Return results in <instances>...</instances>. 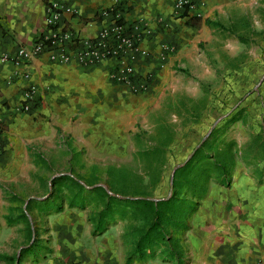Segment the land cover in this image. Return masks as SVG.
Returning a JSON list of instances; mask_svg holds the SVG:
<instances>
[{
	"label": "crops",
	"instance_id": "0c3cea01",
	"mask_svg": "<svg viewBox=\"0 0 264 264\" xmlns=\"http://www.w3.org/2000/svg\"><path fill=\"white\" fill-rule=\"evenodd\" d=\"M190 1L193 7L178 16L172 10L174 0H0V57H13L45 34L49 3L77 14L59 18V30L74 40L66 48L68 63H53L45 53L18 66L0 62V264L264 263L262 177L245 176L244 186L226 189L231 192L219 203L207 191L202 199L207 209H195L179 229L177 241L162 242L152 253L145 250L138 256H132L131 246L116 229H95L84 207L66 205L35 220L36 205L45 210L48 202L28 197L21 203L17 196L20 184L39 167L46 168V152L52 147L68 144L79 149V156L88 146L114 151L120 144L117 126L124 129L127 123L126 130L135 135L130 125L134 108L160 97L176 68L205 65L204 48L211 50L216 36H227L223 21L239 0ZM112 8L126 28L146 25L148 34L142 35L138 47L148 56L137 57L134 66L137 75H151L146 92L131 93L110 80L111 61L81 66L74 58L75 44L93 40L110 23L100 13ZM163 43L174 51L161 62ZM27 87L33 89L30 111L21 113L18 106ZM223 190L211 188L213 194ZM34 245L37 248L29 251ZM22 249L26 251L20 253Z\"/></svg>",
	"mask_w": 264,
	"mask_h": 264
},
{
	"label": "rangeland",
	"instance_id": "374dc122",
	"mask_svg": "<svg viewBox=\"0 0 264 264\" xmlns=\"http://www.w3.org/2000/svg\"><path fill=\"white\" fill-rule=\"evenodd\" d=\"M227 13L228 19L223 21L227 36H216L217 42L210 45L212 49L204 48L205 65L176 68L171 85L163 86L160 97L134 108L130 125L135 135L126 130L129 124L124 129L117 126L120 144L114 151L88 146L80 156L75 154V151L79 154L76 147L55 145L46 152L48 166L39 167L27 183L19 185L20 202L34 197L63 209L73 196H86L83 206L86 214L93 217L103 208L104 199L90 191L100 187L108 196L120 200L137 198L130 196H142L153 202L171 198L167 203L171 207L169 212L185 223L191 217L183 219L190 200L182 196L180 188L173 191L172 175L200 148L205 156L223 149L213 157L219 166L211 171L213 176L223 175L224 170L231 168L229 183L208 185L207 191L218 199L217 203L231 192L226 189L243 187L245 176L262 177L264 184V166L245 151L252 136L257 133L264 136V0H239L235 9ZM109 167L123 169L129 176L122 178L115 172L108 173ZM201 171L202 168L193 165L184 170L183 176ZM50 176L54 177L49 180ZM212 187L225 190L223 194H213ZM235 196L240 199L242 195ZM205 204L200 200L196 208L203 211L207 209ZM43 208L37 209L36 205L32 211L35 220L43 219ZM115 208L111 203L110 210ZM161 224L165 242L177 241L178 224ZM140 225L139 217L112 213L103 228L116 229L131 246L134 231ZM36 248L34 245L29 251Z\"/></svg>",
	"mask_w": 264,
	"mask_h": 264
},
{
	"label": "built area",
	"instance_id": "2783aa9c",
	"mask_svg": "<svg viewBox=\"0 0 264 264\" xmlns=\"http://www.w3.org/2000/svg\"><path fill=\"white\" fill-rule=\"evenodd\" d=\"M192 7L193 3L190 0H174L172 10L174 14L179 16L183 12H188ZM63 13L77 16L73 10L61 8L53 2L49 3L44 20L46 26L45 34L37 38L30 48H19L11 58L2 55L0 62L10 61L13 65L18 66L45 53L53 63H68L70 57L66 48L69 45H73L74 40L66 31L59 30V18ZM100 16H108L110 23L104 26L93 40L77 42L75 44L76 48L73 50L74 58L81 66L94 65L106 60L111 61L113 62V69L108 74L110 80L123 85L131 93L146 92L151 75L149 73L137 75L134 67L137 57L148 56L146 50L138 47L142 35L148 34L146 25L134 23L126 28L119 22L120 14L114 8L101 12ZM173 51V46L164 43L160 44L158 59L162 62ZM32 94V88L27 87L23 90V103L18 106L19 112L26 113L30 111ZM255 264L264 263L257 261Z\"/></svg>",
	"mask_w": 264,
	"mask_h": 264
},
{
	"label": "trees",
	"instance_id": "16d2710c",
	"mask_svg": "<svg viewBox=\"0 0 264 264\" xmlns=\"http://www.w3.org/2000/svg\"><path fill=\"white\" fill-rule=\"evenodd\" d=\"M120 23L121 20L119 21ZM1 130V128H0ZM206 143L204 144L205 147ZM226 146L230 147V143H227ZM225 146V147H226ZM248 155L257 157L258 163L264 166V136L261 133H257L251 137L248 145L246 146ZM223 149L217 150L213 156H205L203 154L202 148L194 152L191 157L180 167L176 168L172 175V188L173 191L177 188L182 190V196H188L190 200V207H187L184 218L187 219L196 209L197 203L202 200L207 192L209 183L222 184L225 185L230 181V169L224 170L223 175L213 176L211 171L213 168H219L218 162L213 159L216 155H220ZM200 153L203 156H200ZM233 154V153H232ZM243 155L244 151H243ZM198 156H200L198 158ZM235 157V154H234ZM204 161H206L204 166ZM232 163V162H231ZM193 165H198L202 168L201 173H196L195 175H189L188 177L183 176L184 170H187ZM107 172H112L120 175V177H128L129 174L125 170H117L113 167L107 168ZM200 187V188H199ZM179 190V191H180ZM116 194L123 195L113 189ZM90 193L97 195V198L103 197V208L100 209L93 217H89L90 223L94 226L95 229H103V224L106 219H108L112 213H119L121 216L127 213L130 217H139L141 219L140 227H137L134 231V242L131 245L132 256L144 254L145 250H148L149 253H152L153 250L158 247L164 240V225L161 223L178 224L179 229H183L185 223L182 220L175 219L174 215L170 213L169 209L171 208L167 203L171 200H157L155 202L147 200L142 196H130L137 197L133 200L131 199H115L111 196H108L100 187H96L90 191ZM140 198V199H139ZM85 197L78 198L73 196L69 202V207L78 206L84 207ZM31 201L26 205V209ZM115 204V210H110V205ZM46 203L48 209H45V215L48 213H56L60 211V207L56 204ZM44 209V208H43ZM126 209H131L129 212ZM22 217L24 215L22 214ZM162 218V219H161ZM164 218V219H163ZM173 222V223H172ZM26 250L22 249L20 253H24Z\"/></svg>",
	"mask_w": 264,
	"mask_h": 264
}]
</instances>
